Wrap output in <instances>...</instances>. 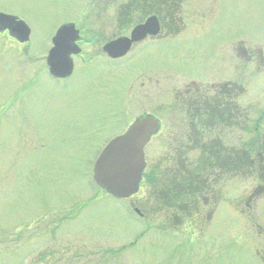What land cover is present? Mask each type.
I'll use <instances>...</instances> for the list:
<instances>
[{"label": "rangeland", "instance_id": "1", "mask_svg": "<svg viewBox=\"0 0 264 264\" xmlns=\"http://www.w3.org/2000/svg\"><path fill=\"white\" fill-rule=\"evenodd\" d=\"M132 2L139 5L0 0V14L32 33L23 45L0 34V264H264V161L253 178L236 170L213 176L197 215L157 198L178 156L173 140L191 127L179 100L190 82L245 84L241 107L251 120L244 127L243 115L237 127L220 126L216 134L237 153L248 144L260 160L264 122L259 136L252 129L264 113V75L249 81L212 67L217 44L263 42L260 1L178 0L176 25L162 37L185 27L183 33L110 61L102 47L129 15L119 7ZM72 23L84 36L83 57L75 58L71 79L55 80L46 57L57 32ZM145 115L161 121V133L146 149L140 192L116 200L94 184L92 168L103 148Z\"/></svg>", "mask_w": 264, "mask_h": 264}, {"label": "water", "instance_id": "2", "mask_svg": "<svg viewBox=\"0 0 264 264\" xmlns=\"http://www.w3.org/2000/svg\"><path fill=\"white\" fill-rule=\"evenodd\" d=\"M0 26L3 30H10L18 41H29L31 31L25 23L0 14ZM159 32L158 19L150 18L133 30L131 38L111 42L104 51L113 59L124 57L133 44L145 40L148 35L157 36ZM78 41L79 32L75 25H65L59 30L48 57L50 72L54 77L68 78L73 73L71 56L80 53L76 45ZM158 131L159 122L153 117H146L136 121L126 134L111 142L95 165L96 184L116 199H129L136 195L146 168L145 147Z\"/></svg>", "mask_w": 264, "mask_h": 264}, {"label": "flooded vegetation", "instance_id": "3", "mask_svg": "<svg viewBox=\"0 0 264 264\" xmlns=\"http://www.w3.org/2000/svg\"><path fill=\"white\" fill-rule=\"evenodd\" d=\"M260 1V20L262 21V28H261V34L263 35V42L255 43L252 40L251 41H239V42H231L229 44H218L215 46L213 51V63L212 67L213 69L215 67L221 68L223 70H233L234 72L242 73L244 76L249 80L252 81L253 78H255L256 74H262L264 75V0ZM116 4V3H115ZM114 4V5H115ZM114 5H110L115 7ZM141 8L138 7L139 10ZM121 12H124L126 8L124 5L119 7ZM143 9H140L139 12H141L144 15H147L149 13H154V11H150L148 13H144V11H141ZM135 12L137 10H134ZM127 14L131 13L130 9ZM138 13V11H137ZM157 15V14H155ZM158 19H160L161 23V34L158 37L159 40H161L163 37V33H165L168 28V24H173L174 21L171 22V18H162L161 15L158 13ZM129 19V18H128ZM133 20L129 22L124 21V23L127 24L126 27H124V23L120 22V27L116 32L118 34L113 35L114 37L112 39H115L120 36H129L131 33V27H133L136 23H144L146 18H132ZM206 19V18H205ZM131 20V19H130ZM135 20V21H134ZM144 20V21H143ZM134 21V22H133ZM131 26V27H130ZM106 28V27H105ZM177 29L171 33H168L164 36L169 37L170 35L177 34ZM166 37V38H167ZM165 38V37H164ZM82 43V42H81ZM80 44V43H79ZM80 57H83V54L80 55ZM212 82H206V83H197V82H190L189 85L186 86L183 95H181L182 103L184 108L186 109L187 115L189 118H197L201 119L200 128H196L195 125H192L194 127H191L190 132L194 135L200 136L201 139L199 141L200 146L203 145V137L206 135V131L213 132L212 134L217 137L215 142H219V134H216V131L219 130L220 127V121H228L227 128L235 127V121L238 118H243V115H245L244 120L249 119V113L247 109H244V111H241V108L237 105V98L235 94L234 87L236 85L241 89L240 92L244 93L245 84L241 83H235L230 81L225 82H215L214 80H211ZM214 81V82H213ZM194 101V102H193ZM248 105V104H246ZM250 106V104L248 105ZM262 117L260 120L264 119V113L261 115ZM210 122L209 125L205 124L204 122Z\"/></svg>", "mask_w": 264, "mask_h": 264}, {"label": "trees", "instance_id": "4", "mask_svg": "<svg viewBox=\"0 0 264 264\" xmlns=\"http://www.w3.org/2000/svg\"><path fill=\"white\" fill-rule=\"evenodd\" d=\"M148 1V0H147ZM166 0H155L154 9L163 18H172L174 11L173 6H166ZM165 5V6H164ZM217 142L208 143L202 148V156L197 160L190 161V158L179 154L178 159L175 158L176 165L168 172L164 180L167 188L157 193L159 200L165 207L170 210L188 213L196 209L197 200L207 191L210 179L216 173L217 163L223 160L225 165L228 162L238 166L244 159L242 153L234 152L232 158L219 152ZM247 160H244L243 163ZM237 169V168H236ZM238 172V171H237ZM176 196L175 200L166 193ZM166 195L167 197H161ZM169 197V199H168Z\"/></svg>", "mask_w": 264, "mask_h": 264}]
</instances>
